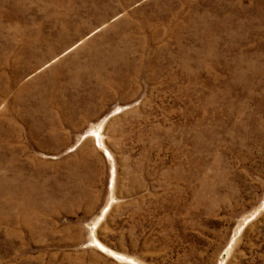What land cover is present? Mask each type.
I'll return each instance as SVG.
<instances>
[{
  "label": "rangeland",
  "instance_id": "374dc122",
  "mask_svg": "<svg viewBox=\"0 0 264 264\" xmlns=\"http://www.w3.org/2000/svg\"><path fill=\"white\" fill-rule=\"evenodd\" d=\"M0 264H264V0H0Z\"/></svg>",
  "mask_w": 264,
  "mask_h": 264
},
{
  "label": "bare ground",
  "instance_id": "6f19581e",
  "mask_svg": "<svg viewBox=\"0 0 264 264\" xmlns=\"http://www.w3.org/2000/svg\"><path fill=\"white\" fill-rule=\"evenodd\" d=\"M111 173H113V172H111ZM113 175V174H112ZM99 245V244H98Z\"/></svg>",
  "mask_w": 264,
  "mask_h": 264
}]
</instances>
